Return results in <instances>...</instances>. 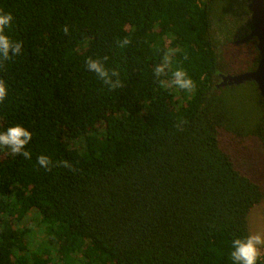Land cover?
Here are the masks:
<instances>
[{"label": "trees", "instance_id": "16d2710c", "mask_svg": "<svg viewBox=\"0 0 264 264\" xmlns=\"http://www.w3.org/2000/svg\"><path fill=\"white\" fill-rule=\"evenodd\" d=\"M0 11L24 44L0 68V131L33 133L30 160L0 148V264H233L264 201V174L243 173L219 140L230 134L264 171L257 85L219 86L259 64L255 46L234 55L242 67L225 46L251 31L248 0H0ZM90 57L123 86L88 71ZM176 70L194 90L171 85Z\"/></svg>", "mask_w": 264, "mask_h": 264}, {"label": "clouds", "instance_id": "9594fccd", "mask_svg": "<svg viewBox=\"0 0 264 264\" xmlns=\"http://www.w3.org/2000/svg\"><path fill=\"white\" fill-rule=\"evenodd\" d=\"M14 16L8 12L0 11V68L5 66V62L10 61L15 56H19L24 44L22 41L11 39L8 31L11 30ZM64 32L68 34V27L65 26ZM121 48L127 47L131 41L128 38L117 41ZM105 60L107 57L104 58ZM169 64L168 56H165L164 62L154 68V75L159 78L167 74ZM88 71L95 73L105 85L110 89L122 87L119 80V72L110 71L105 67L103 61L99 59L88 58L86 62ZM115 78V79H113ZM171 85L192 91L195 89L194 82L187 76L183 70H176L172 73ZM8 96V85L4 79H0V103ZM33 139V133L21 125L7 127L6 130L0 131V148H5L11 155L23 156L25 159H31V152L27 150V146ZM38 164L51 171L52 161L49 157L41 155L37 160ZM57 166L71 168L72 165L68 161L58 162ZM264 248V235L250 234L241 239L236 238L232 242L231 258L233 264H258L261 257V249Z\"/></svg>", "mask_w": 264, "mask_h": 264}, {"label": "rangeland", "instance_id": "374dc122", "mask_svg": "<svg viewBox=\"0 0 264 264\" xmlns=\"http://www.w3.org/2000/svg\"><path fill=\"white\" fill-rule=\"evenodd\" d=\"M219 140L222 149L229 155L233 156L243 173L248 176L250 175L253 178L260 177L264 174V171H256L254 167V164L256 163V156L245 152L247 150V146H243L230 134L223 131H220ZM251 157H253V160H251ZM262 181H264V178H262ZM249 229L250 234L264 235V201L251 211L249 216ZM38 234H41V231H38ZM36 240L40 242L41 237ZM261 257H264V248L261 249Z\"/></svg>", "mask_w": 264, "mask_h": 264}, {"label": "water", "instance_id": "95a60500", "mask_svg": "<svg viewBox=\"0 0 264 264\" xmlns=\"http://www.w3.org/2000/svg\"><path fill=\"white\" fill-rule=\"evenodd\" d=\"M249 10L252 13L253 30L250 38H258L257 49L260 53V63L255 71L240 74L234 77H223L224 81L229 80L228 84L241 85L247 82H253L257 85L260 95L264 99V0H248Z\"/></svg>", "mask_w": 264, "mask_h": 264}, {"label": "flooded vegetation", "instance_id": "af4514ba", "mask_svg": "<svg viewBox=\"0 0 264 264\" xmlns=\"http://www.w3.org/2000/svg\"><path fill=\"white\" fill-rule=\"evenodd\" d=\"M249 2V1H248ZM251 19H252V16H251ZM252 25H253V21H252ZM252 30H253V27H252V29H251V31H250V33H247L246 35H244L242 38H239V39H237L236 41H234V42H231V45L230 44H226L225 46H227V47H229V54L231 55V56H238V57H240V56H246L245 55V53L247 52V50H245L246 48H247V44L249 43V45L251 46V47H253V46H255L256 47V49H257V45H258V38H256V37H254V38H248L250 35H251V33H252ZM256 41V43L255 44H253L252 43V41ZM230 45V46H229ZM251 47H248L249 49H250V52H252L253 53V50L251 49ZM258 50V49H257ZM259 52V51H258ZM259 55H260V53H259ZM233 57V59L234 60H232L233 62V65L235 66V65H237V67H242L241 65V63L240 62H237V61H235V60H237L236 59V57ZM248 60H250V57L248 58ZM260 60H261V57H260ZM260 60H259V63H260ZM253 63V62H252ZM248 64V63H247ZM249 66V64L247 65V67ZM258 67V66H257ZM236 69H238L239 70V68H236ZM239 74H241V72L240 71H237V72H232L230 75H227V76H225V77H234V76H237V75H239ZM223 77L224 76H221V81H220V87H232V86H230L229 84H228V82H229V80H226V82L224 81V79H223ZM234 86V85H233Z\"/></svg>", "mask_w": 264, "mask_h": 264}, {"label": "built area", "instance_id": "2783aa9c", "mask_svg": "<svg viewBox=\"0 0 264 264\" xmlns=\"http://www.w3.org/2000/svg\"><path fill=\"white\" fill-rule=\"evenodd\" d=\"M262 259H264V257H261Z\"/></svg>", "mask_w": 264, "mask_h": 264}]
</instances>
